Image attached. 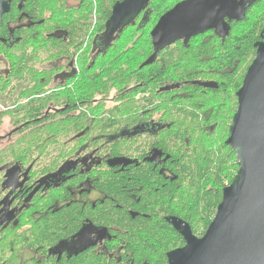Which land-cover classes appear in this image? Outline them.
Instances as JSON below:
<instances>
[{
	"label": "trees",
	"instance_id": "1",
	"mask_svg": "<svg viewBox=\"0 0 264 264\" xmlns=\"http://www.w3.org/2000/svg\"><path fill=\"white\" fill-rule=\"evenodd\" d=\"M120 1L83 0L66 41L47 37L74 18L64 0H26L27 25L16 24V2L3 18L0 129L7 120L15 133L0 148V176L11 165L29 175L52 174L60 167L53 152L72 157L83 144L88 151L98 148L106 165L91 173L101 193L94 210L72 204L55 211L37 196L14 223L0 228V264H168L167 254L185 241L166 218L184 220L202 237L239 170L226 141L238 108L236 93L256 57V43L264 40V10L247 30L236 28L248 24L264 0L249 8L244 21L233 22L227 37L209 32L188 44L177 42L153 64L151 31L183 0H153L106 45V23ZM12 36L19 41L9 47ZM95 36L102 39L97 55ZM68 65L77 74L61 85L55 77ZM151 122L160 124L154 135L123 134ZM49 160L52 164L35 165ZM1 189L2 184L0 201ZM83 218L108 230V253L49 255L51 247L78 232Z\"/></svg>",
	"mask_w": 264,
	"mask_h": 264
},
{
	"label": "water",
	"instance_id": "2",
	"mask_svg": "<svg viewBox=\"0 0 264 264\" xmlns=\"http://www.w3.org/2000/svg\"><path fill=\"white\" fill-rule=\"evenodd\" d=\"M153 0H122L113 6L104 43L134 25ZM259 0H185L165 13L151 31L153 64L160 51L177 42L188 44L209 31L227 37L232 22L246 19ZM12 0H0V25ZM264 36V30L262 32ZM236 93L238 108L226 141L236 153L239 170L223 190L216 216L202 237L178 217L166 221L185 245L167 254L168 264H264V40Z\"/></svg>",
	"mask_w": 264,
	"mask_h": 264
},
{
	"label": "flooded vegetation",
	"instance_id": "3",
	"mask_svg": "<svg viewBox=\"0 0 264 264\" xmlns=\"http://www.w3.org/2000/svg\"><path fill=\"white\" fill-rule=\"evenodd\" d=\"M25 1L26 0H12V7L10 12L8 13V14L11 13L13 8V3L16 2L17 3L16 8L20 12L16 24L19 25H27L30 23L29 18H27L26 16L27 13L23 12ZM64 1L66 4V8L73 14L74 18L70 22H68L67 26L65 25L54 29L53 34L47 35L49 39L52 38L54 40H61V38L64 37L65 41L68 40L69 28L71 26L72 28L76 26V22L78 21L77 19L79 18V14L81 13V11L80 12L78 11L85 4L82 2L83 0H64ZM145 12L146 11H144L143 13ZM81 22L82 21L80 20V23ZM77 27L79 31H81L80 29L82 28H80L79 25ZM96 29H97V25L94 27L95 31ZM209 32L216 33L215 31H209ZM98 37L95 36L93 38L95 41V45H92V53H94L95 55L99 54V52L102 51L101 42H100L102 39ZM89 38H92V35ZM10 40L11 41L13 40V36L10 38ZM17 42L12 41L11 44H9L8 46L12 47ZM81 42L76 43L75 47L78 48ZM180 42L184 43V41H180ZM1 62L2 63L4 62L3 56L1 57ZM63 62L64 64L62 65H65L67 63L65 61ZM56 63L48 64L50 65L48 67H56L57 66ZM76 74L77 71L73 69L72 65H68L66 67V70L58 73L55 78L59 84L64 85L66 83L67 78L74 77L76 76ZM0 109H4L2 105H0ZM159 130H160V124L151 122L141 126L139 125V127L137 126L135 129L129 130L130 135L128 136L131 135L136 136L138 134H142L143 137H146L149 135H154ZM14 133L15 131L12 130L9 135L11 136ZM125 135L126 134H124V136ZM4 137L6 136L0 137V140L3 139ZM51 140H53V138H51ZM68 145H69V139H66L65 148H67V151H68ZM4 146L5 145L0 146V148ZM84 147L85 146L83 144V146L79 149V151L75 153L72 157H70L69 155L67 157L66 156L59 157L60 154L55 155L53 152L52 158L54 156H57V158H59L58 164L60 165V167L56 172L52 174H46L40 176L38 173L34 174L33 172L32 175L31 174L29 175L27 171H24V169L19 167L18 165L8 166L5 169L3 176H0V182H1L0 184H2L1 191L5 193L4 198L0 201V228L4 229L11 223H14L15 217L20 212V210L29 206L31 202L34 200V198H36L37 196L40 199L45 197L46 200L44 199L41 200L46 201L45 204L49 206V208H56L55 211H59L64 207H69L72 204L80 205L83 208L89 206L94 210L97 207V203L101 199V193L97 189L95 182H93L94 176H92L93 174L91 175V173L95 172L97 174L99 171L102 170V167L105 166L106 164L103 161V158L100 156L98 148L94 152H92V151H88L89 149H86ZM43 163L52 164L51 161L49 160L41 163L39 161H36L35 165L37 166L40 164V166H42ZM72 188H73V194L71 195L70 191ZM6 192L8 193L6 194ZM25 194L27 195V197H25L26 196ZM108 241H110V235L106 228L96 225L89 218H83L78 232L75 233L72 237L65 240H61L56 245L51 247L49 249L48 254L53 257H58L59 259H61L63 257L69 258L73 255L90 250H92L93 252L102 251L108 253L107 251V247H109V245L107 244Z\"/></svg>",
	"mask_w": 264,
	"mask_h": 264
},
{
	"label": "rangeland",
	"instance_id": "4",
	"mask_svg": "<svg viewBox=\"0 0 264 264\" xmlns=\"http://www.w3.org/2000/svg\"><path fill=\"white\" fill-rule=\"evenodd\" d=\"M46 10L48 12L47 11L45 12V14H46L45 17L48 18L51 13H50V10L48 9V7L46 8ZM263 10H264V6L263 5L262 6L260 5L259 8L253 12V15L251 16L252 19L250 20V22L248 24H244V25L238 26L236 28V30L237 31L247 30L248 27L252 24V22H254L257 19H259L260 17H262ZM250 63H251V59L246 63L245 66L247 67ZM62 64H64V62L56 63L57 66L62 65ZM48 66H50V65H48ZM12 130H13L12 127L9 125L8 121L6 120V122L4 123L3 127L0 129V137L6 136V137H4L3 139L0 140V146L6 145L10 141V138L7 137V136H10L9 134H10V132ZM124 134L130 135L129 130H126L124 132Z\"/></svg>",
	"mask_w": 264,
	"mask_h": 264
}]
</instances>
